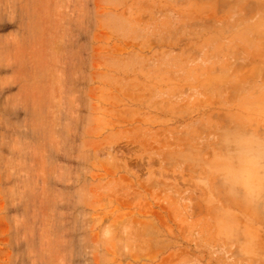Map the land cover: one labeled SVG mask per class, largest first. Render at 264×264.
Masks as SVG:
<instances>
[{
  "label": "rangeland",
  "instance_id": "374dc122",
  "mask_svg": "<svg viewBox=\"0 0 264 264\" xmlns=\"http://www.w3.org/2000/svg\"><path fill=\"white\" fill-rule=\"evenodd\" d=\"M0 264H264V0H0Z\"/></svg>",
  "mask_w": 264,
  "mask_h": 264
}]
</instances>
